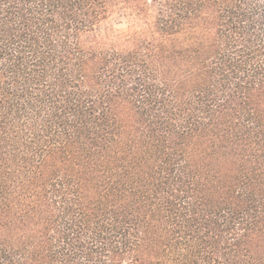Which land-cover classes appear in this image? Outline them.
Returning a JSON list of instances; mask_svg holds the SVG:
<instances>
[{"label": "trees", "instance_id": "trees-1", "mask_svg": "<svg viewBox=\"0 0 264 264\" xmlns=\"http://www.w3.org/2000/svg\"><path fill=\"white\" fill-rule=\"evenodd\" d=\"M0 264H264V0H0Z\"/></svg>", "mask_w": 264, "mask_h": 264}, {"label": "rangeland", "instance_id": "rangeland-1", "mask_svg": "<svg viewBox=\"0 0 264 264\" xmlns=\"http://www.w3.org/2000/svg\"><path fill=\"white\" fill-rule=\"evenodd\" d=\"M152 0H150V2H151ZM114 26V27H118V28H124V27H126V22L125 21H121V23L119 22V21H113V22H111V23H109L108 25H106V26H112V25Z\"/></svg>", "mask_w": 264, "mask_h": 264}]
</instances>
